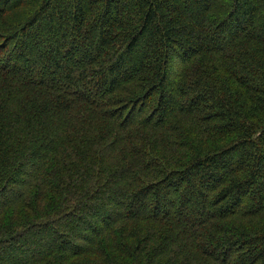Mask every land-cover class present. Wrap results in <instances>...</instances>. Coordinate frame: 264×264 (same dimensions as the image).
<instances>
[{
    "label": "trees",
    "instance_id": "1",
    "mask_svg": "<svg viewBox=\"0 0 264 264\" xmlns=\"http://www.w3.org/2000/svg\"><path fill=\"white\" fill-rule=\"evenodd\" d=\"M0 264H264V0H0Z\"/></svg>",
    "mask_w": 264,
    "mask_h": 264
}]
</instances>
